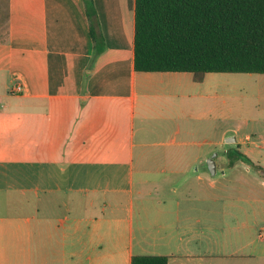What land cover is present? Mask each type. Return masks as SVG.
<instances>
[{
  "label": "crops",
  "instance_id": "1",
  "mask_svg": "<svg viewBox=\"0 0 264 264\" xmlns=\"http://www.w3.org/2000/svg\"><path fill=\"white\" fill-rule=\"evenodd\" d=\"M134 27L135 0H0V264H264V190L238 200L254 238L225 241L222 183L188 185L224 176L222 78L136 72ZM245 140L229 149L262 176Z\"/></svg>",
  "mask_w": 264,
  "mask_h": 264
},
{
  "label": "trees",
  "instance_id": "2",
  "mask_svg": "<svg viewBox=\"0 0 264 264\" xmlns=\"http://www.w3.org/2000/svg\"><path fill=\"white\" fill-rule=\"evenodd\" d=\"M88 19L100 40L92 9ZM134 70L189 73L195 83L206 74H264V0H135ZM226 157L251 164L234 148ZM168 261L131 257V264Z\"/></svg>",
  "mask_w": 264,
  "mask_h": 264
},
{
  "label": "rangeland",
  "instance_id": "3",
  "mask_svg": "<svg viewBox=\"0 0 264 264\" xmlns=\"http://www.w3.org/2000/svg\"><path fill=\"white\" fill-rule=\"evenodd\" d=\"M215 75L220 76L224 82L223 90L220 89L219 92H222L224 98L226 139L236 138L237 141H244L247 143L245 139L249 137L251 143L253 142L259 147H264V74ZM233 145L234 143L226 142L224 157L222 151L215 157L218 161H221L223 158L226 160L225 166H223V168H225L224 176H221V173L217 172L215 176L209 177L207 181H204L203 184H201V188L196 186L194 181L190 182L188 185H190L189 187L194 185L193 187H196V190L200 192L198 196L202 198L204 192L208 193L212 189V181H217V183L221 182L222 185L218 184L217 186L224 189L225 211L229 215L238 218V222H236L235 220L232 221L226 215L223 231L226 237L225 241H227L229 237H234L236 235L242 237V241H250V236L253 237V229L244 230L241 227L242 223L247 221L249 204L246 202H239L238 200H240L239 197L241 196H244L241 199H246L247 194L252 190H256L257 193H262L264 187L259 184L258 179L264 181V177L260 176L258 171L245 166V162L242 160H240L238 164H235L233 168H230L229 164H232L233 161L227 159L226 152L229 150V147H233ZM263 170L264 167L262 168V171ZM182 184L183 183L177 181L176 183H172V186L177 187L180 191ZM177 199L178 198H175V200ZM196 199L197 202H192V205L194 209H197V214L201 205L199 206V199ZM184 205L182 207H184ZM171 206L174 207L175 205L171 204ZM193 217H196L194 212L192 213V218ZM197 228V232H200V228ZM194 231L195 230H193V232ZM189 252L199 255L201 253L200 245L192 246ZM178 254L181 255V253ZM183 264H201V261H184ZM207 264L218 263L208 262ZM219 264L222 263L219 262Z\"/></svg>",
  "mask_w": 264,
  "mask_h": 264
},
{
  "label": "water",
  "instance_id": "4",
  "mask_svg": "<svg viewBox=\"0 0 264 264\" xmlns=\"http://www.w3.org/2000/svg\"><path fill=\"white\" fill-rule=\"evenodd\" d=\"M226 142H235V138H227ZM207 167H208V171L211 173V175H214L216 172V167L213 161V158H210L207 160ZM261 175L264 176V170L261 171Z\"/></svg>",
  "mask_w": 264,
  "mask_h": 264
},
{
  "label": "built area",
  "instance_id": "5",
  "mask_svg": "<svg viewBox=\"0 0 264 264\" xmlns=\"http://www.w3.org/2000/svg\"><path fill=\"white\" fill-rule=\"evenodd\" d=\"M11 94H20L22 93V86L20 84H15L10 90Z\"/></svg>",
  "mask_w": 264,
  "mask_h": 264
}]
</instances>
